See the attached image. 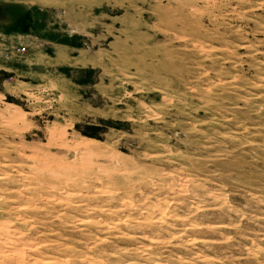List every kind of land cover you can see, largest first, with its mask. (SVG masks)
<instances>
[{
	"label": "rangeland",
	"instance_id": "rangeland-1",
	"mask_svg": "<svg viewBox=\"0 0 264 264\" xmlns=\"http://www.w3.org/2000/svg\"><path fill=\"white\" fill-rule=\"evenodd\" d=\"M0 264H264V0H0Z\"/></svg>",
	"mask_w": 264,
	"mask_h": 264
},
{
	"label": "built area",
	"instance_id": "built-area-1",
	"mask_svg": "<svg viewBox=\"0 0 264 264\" xmlns=\"http://www.w3.org/2000/svg\"><path fill=\"white\" fill-rule=\"evenodd\" d=\"M25 50V47L24 46H21L19 49H18V51H20V52H22V51H24Z\"/></svg>",
	"mask_w": 264,
	"mask_h": 264
},
{
	"label": "bare ground",
	"instance_id": "bare-ground-1",
	"mask_svg": "<svg viewBox=\"0 0 264 264\" xmlns=\"http://www.w3.org/2000/svg\"><path fill=\"white\" fill-rule=\"evenodd\" d=\"M83 148V147H82Z\"/></svg>",
	"mask_w": 264,
	"mask_h": 264
}]
</instances>
